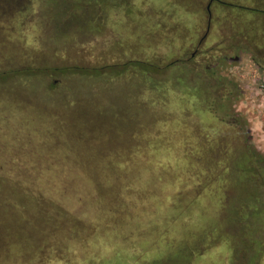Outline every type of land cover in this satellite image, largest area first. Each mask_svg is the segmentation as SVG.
Segmentation results:
<instances>
[{"label":"rangeland","instance_id":"374dc122","mask_svg":"<svg viewBox=\"0 0 264 264\" xmlns=\"http://www.w3.org/2000/svg\"><path fill=\"white\" fill-rule=\"evenodd\" d=\"M197 1L0 0V72L90 69L69 76L9 75L11 81L0 84V175L65 178L64 189L53 194L86 223L65 225L77 236H62L54 248L55 224L6 186L0 190V264H264V227L257 231L264 224V167L258 163L264 158V75L248 50H232L248 33L263 45L264 17L214 6L231 13L203 47L226 57L211 78L202 74L199 57L186 62L204 16ZM137 63L159 70L155 75ZM197 81L207 85L199 105L189 99ZM51 85L63 89L49 97ZM197 127L207 138L225 137L234 156L246 140L258 153L253 167L260 173H244L238 165L230 177L225 171L208 185L197 180L195 193L192 163L209 158L198 153ZM73 157L81 159L89 180ZM100 159L136 167L125 176L96 166ZM49 161L60 165L51 174ZM100 175L108 177L105 186L96 184ZM232 196L241 209L230 205L224 217L219 200ZM118 198L120 218L107 215L101 200ZM240 216L250 225H237Z\"/></svg>","mask_w":264,"mask_h":264},{"label":"trees","instance_id":"16d2710c","mask_svg":"<svg viewBox=\"0 0 264 264\" xmlns=\"http://www.w3.org/2000/svg\"><path fill=\"white\" fill-rule=\"evenodd\" d=\"M6 9V7H5ZM136 65L141 66L144 69L148 68L152 70V72L156 75L158 70L155 66L149 65V64H142V63H137ZM112 67V66H111ZM118 67V66H117ZM123 68V66H120ZM103 68H109V67H103ZM101 69V68H100ZM88 68H79V67H68V68H41V69H32V68H26V69H12V70H5L0 72V84H4L5 82L11 81L9 75H16L22 77H27V76H48L51 74H57V75H62V76H69L72 73H77L78 71H85L88 72ZM148 71L146 73H148ZM204 71V70H203ZM202 71V72H203ZM145 73V74H146ZM56 86L51 85L49 87V90H46L47 94L49 97H52L50 93H56L63 88L59 90H54ZM207 85L205 84L204 81H197L196 83H193L190 89H193V95H190L189 99L194 100V102L199 105L204 99V93L203 88L205 89ZM210 87V86H209ZM54 90V91H53ZM201 106V105H200ZM50 113V112H49ZM243 131V128H242ZM241 131V132H242ZM194 136L197 139H200V142L197 143V150L200 155H205L208 154L209 158H201V159H195L192 163V168L191 164L189 165V168L193 171V177L196 179V186L194 187V192L196 193L197 191L200 190L199 186L197 183V180L201 181V184L208 185L210 182L213 180L215 181L217 179L218 174H222V172H227L228 176L232 175L233 173L237 172L239 168H241L244 173H251L252 175H258L262 168L264 167V158L259 159L258 163L261 164V167H253V162L255 163V156L258 155V153H255L253 150V147L245 140L242 142L240 147L238 148V154L236 156L231 154L232 148L230 147V144L228 142L223 141V138L220 134L218 136H214V138H207L203 136V133L201 130L196 129V132H194ZM193 136V137H194ZM226 139V138H225ZM238 145V144H237ZM75 146V145H74ZM79 147L78 145L75 146V148ZM231 157L230 159L227 157ZM75 158V157H73ZM75 163L82 168V171L84 169L83 163L81 162V159L75 158ZM49 167V173L51 174L50 170H54V168H59L60 165H57L55 162H50L47 163ZM94 164L100 168H103V165H107L110 167L112 170H119L121 174L125 173V176L128 175V171H132L134 167H136V163L132 161H109V159H100V160H94ZM195 164L198 165V169H195ZM238 165H241L242 167L238 168ZM21 168V166H19ZM40 166L38 164L32 165V168H35L38 170ZM99 168V169H100ZM201 172V173H198ZM127 172V174H126ZM221 172V173H220ZM101 173V172H100ZM47 174V175H48ZM87 173L83 171V176L88 179V176L86 175ZM120 176V175H119ZM119 176L114 177V181L120 182ZM124 176V175H123ZM129 176V175H128ZM60 178L61 176H57L55 174L49 175V176H43L40 174V172H31L26 175H22V172H5L4 174L0 175V190L6 186H10L12 189H14L16 192H19L25 196L26 199H29L37 208V210L40 212V214H43L51 223L55 224L56 226V232L58 236H55L56 238L52 241L54 242V248H57L58 239H60L62 236L66 237H74L77 236V231L74 229L71 230L69 228L68 230H63L65 228V225L69 224H74L77 222L76 225L80 226L81 223H85L83 220L77 218L75 215H72L70 211H68L58 200L57 196L53 194L54 192L57 191H62L64 189L65 185V178H63V181H56L55 178ZM44 178H47V180H44ZM53 178L55 179L56 182H52ZM107 179L108 177L103 175V176H98V182L96 180V184L99 186L106 185L107 184ZM62 180V179H60ZM89 180V179H88ZM88 182V181H87ZM120 186V185H119ZM117 186V187H119ZM204 186V185H203ZM91 188V186L89 185ZM116 187V188H117ZM129 188L126 185H124V189ZM93 188H91L92 190ZM45 191H50L49 194L45 193ZM198 193V192H197ZM95 204H98L95 201L94 196H92ZM234 199V196L229 197V198H224L220 199V209H221V214L224 217H227L231 215L230 213V205L233 207V209H241V208H236L232 204V200ZM8 204L14 205L15 204V199L14 198H9L6 199ZM104 202V203H103ZM122 202L119 198L117 201H113L112 203H107L103 200H101V204L104 207V211L107 212V215H110L112 213H115L119 218L121 216V211L117 205ZM132 201H128L131 205ZM123 203V202H122ZM243 207V206H239ZM257 208V207H255ZM103 210V208L101 207ZM245 213L247 214L252 213L251 211H248L247 208L244 207ZM252 209V208H251ZM261 212L259 211V214L261 216L263 215L264 217V208L261 206L260 207ZM229 214V215H228ZM238 221L236 222L237 225L240 227H247L250 225L248 221L243 220L242 216L237 219ZM262 226L258 228V233L261 231L264 227L263 222H261ZM86 224V223H85ZM200 252L201 250L198 249Z\"/></svg>","mask_w":264,"mask_h":264},{"label":"flooded vegetation","instance_id":"af4514ba","mask_svg":"<svg viewBox=\"0 0 264 264\" xmlns=\"http://www.w3.org/2000/svg\"><path fill=\"white\" fill-rule=\"evenodd\" d=\"M198 1L200 3L201 10L204 12V16H202L199 25L194 29L196 38L194 39L191 38L189 43V47L191 48L192 46L193 51L186 59V62H191L192 60L197 59L199 57L201 64L202 63L204 64V69H203L204 71L202 72V74L204 76L213 78V74L217 70L216 64H218V59H223L225 56L223 55V53H219L218 58L213 57L211 51H213L214 48L209 47L203 49V47L208 42L211 33L213 32L215 34L219 33L220 31L219 28L222 25L221 19L223 17H226L227 14L229 15L231 13V11L228 9H224L223 11H221V9L217 10L216 7L214 6L219 4L225 7H235L241 12H246L249 14L255 13V15L253 16L251 15L250 17H256L257 16L256 14H261L264 17V0H246V3H248L247 5L244 4L240 5L226 0H198ZM211 8L214 13L213 21H211L212 20L211 17H213L212 11L210 10ZM208 10H210L211 13L208 16V19L206 18L207 19L206 24L204 25L203 21L205 20V12L208 15ZM262 29H264V25ZM260 34L263 35V41H264V31L262 33L260 32ZM249 36H250L249 33L244 34L241 41L242 44L241 45L238 44L232 47V50H235L237 52V55H243V53H246L245 55H247L248 53L247 50H248L249 59L253 61V63H255L258 71H260V73L264 75V43L263 45H260L256 43V41L250 40ZM246 45L247 47H245ZM202 50H204V52H202ZM208 61L212 63L211 66L207 65Z\"/></svg>","mask_w":264,"mask_h":264},{"label":"crops","instance_id":"0c3cea01","mask_svg":"<svg viewBox=\"0 0 264 264\" xmlns=\"http://www.w3.org/2000/svg\"><path fill=\"white\" fill-rule=\"evenodd\" d=\"M197 3L199 4V8L201 9L199 1H197Z\"/></svg>","mask_w":264,"mask_h":264},{"label":"built area","instance_id":"2783aa9c","mask_svg":"<svg viewBox=\"0 0 264 264\" xmlns=\"http://www.w3.org/2000/svg\"><path fill=\"white\" fill-rule=\"evenodd\" d=\"M263 88H264V85H263Z\"/></svg>","mask_w":264,"mask_h":264}]
</instances>
